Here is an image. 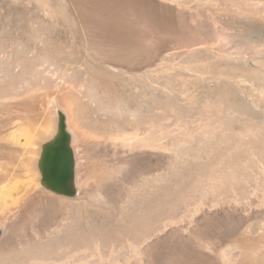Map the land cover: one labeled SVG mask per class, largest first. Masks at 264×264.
Segmentation results:
<instances>
[{
	"label": "rangeland",
	"instance_id": "obj_1",
	"mask_svg": "<svg viewBox=\"0 0 264 264\" xmlns=\"http://www.w3.org/2000/svg\"><path fill=\"white\" fill-rule=\"evenodd\" d=\"M184 1L185 5H178L171 0H0V43L5 45V49L0 51V94L6 93L5 88L14 94L17 91V94L30 92L32 89L41 92V95L36 92L40 96L29 104L32 114L26 111L20 117L15 116L12 123L3 128L1 136L29 119L33 125L38 124L42 118L43 105L57 92L58 86L63 91H67V87L71 88L72 92L83 96L87 105H102L103 111L98 114L102 121L108 116L118 122L130 118L129 122L134 123L150 118L155 124L167 129L184 126L185 123L191 129L196 128L191 125L198 124V128L202 119L197 114H194L196 117L185 114L179 117L173 112L184 101L178 96L184 92V85L175 75L176 71L168 72L167 75L161 71L167 61L164 58L166 52L178 51L183 46L195 45L214 36L213 14L210 11L200 12L193 4L195 0ZM220 1L223 0H216L218 4L225 0L222 3ZM20 37H23L22 40ZM101 41L102 47L92 45ZM116 41L126 46L138 44L140 48L133 53L120 51L117 55L110 46ZM31 45L33 47H28ZM117 57L120 63L115 62ZM171 57L176 62L184 60L175 55ZM6 61L9 64L6 65ZM157 73L161 74L160 77H157ZM78 74L81 75L77 77ZM144 76H147L146 80ZM79 77L83 79L79 81ZM72 82L78 86L73 87ZM195 86L199 89V86ZM168 105H171L172 110ZM147 106L149 112H146ZM1 115L5 116L3 113ZM103 135V140L87 138L89 140H80L85 143L78 144L77 153L83 159L78 160L80 164L85 163L82 171L86 172L85 175L83 171L85 178H89L86 180L87 194L81 200L35 197L14 217L12 213H1L0 223L6 219L12 220L0 239L4 246L0 264L24 261L31 256H37L41 260L40 264H79L83 254L89 259L83 264H264V226L259 229V225L264 223V201L262 203L257 198L264 195V188L257 190V197L246 196L256 186V168L242 170V175L248 177L244 186L234 184L233 189L243 196L239 197L237 203L228 202L231 188H226L221 195H225L224 200L221 199L214 206L211 204L214 193L208 188L206 191L199 180L211 172H207L210 167L205 164L217 159L218 155L214 152H190L183 146H177V151L170 152L156 148L129 151L118 141H111L107 133ZM4 141L1 139L2 143L12 147ZM133 154L138 155V158L130 161ZM123 157L129 161H124ZM22 172L23 167L17 157L0 156V185ZM199 200L204 203L198 212L192 214V208ZM235 242H240L241 246H235ZM137 245L140 257H134L133 251ZM225 251L226 254L231 253L229 259L223 258ZM68 254L73 256L65 262Z\"/></svg>",
	"mask_w": 264,
	"mask_h": 264
},
{
	"label": "bare ground",
	"instance_id": "obj_2",
	"mask_svg": "<svg viewBox=\"0 0 264 264\" xmlns=\"http://www.w3.org/2000/svg\"><path fill=\"white\" fill-rule=\"evenodd\" d=\"M171 1L175 2L178 5H185L184 0H171ZM223 1H220V2L222 3ZM225 1H227V3ZM225 1L222 4H218L219 2L217 3L216 0H195L193 4H194L195 8L200 10V12L210 11L213 14V17H214V23H213L214 24V32H213L214 36L213 37L209 36L210 38H208V39L206 38V40L202 39L203 41H201L198 44L195 43V45H193V43H192V45H188L186 43L188 46H185V47L181 46L182 49H180L178 51L173 50V52L172 51L166 52L165 53L166 56L165 57L163 56L167 60L166 63L164 64L163 69H161V71L164 72L163 74L167 75L166 73H168V72H172V71L175 72L176 71L175 75L178 76L181 83L184 85V88L182 89V90H184V92L182 91L183 93L180 92V94L178 95L179 98L183 99L184 101L181 103L178 102L179 105H178L176 111H173V112H175V115L179 116V117H181L184 114L185 115H194V114L196 115L197 114L199 116V119L200 118L202 119L201 124L198 128H197L198 124L197 125H191V126H196L195 129H191V128L187 127L186 123H185L184 126L179 125L178 127L175 126V128H173V129H167V128L160 126L159 124L158 125L155 124L154 121L152 122V120L150 118H149L150 120L147 118L146 119L145 118L140 119L139 121L134 123V122H129L130 118H128L129 119L128 121L125 119H124V121H123V119H120L122 121L118 122L113 117L108 116L106 118V120L102 121L100 119V116L98 117V114L103 111L102 105H99V104L95 105L93 103L91 104V106L87 105L84 103V101L82 99L83 96L81 97L80 94L72 92L71 88L66 86L68 88L67 91L66 90L63 91V89L61 90L58 86V89H60V91H58V89H57V92L55 93V90H56L55 89L54 90L55 94L52 95L53 97H51V98L49 97L50 99H48V102H46L43 105L44 109L42 112V118L38 122V124L33 125L29 119L26 122H22V124H19L15 129L10 130L8 132V134H6L5 136L2 137L1 133L3 131V128L4 127L6 128L7 125L12 123L13 118H15V116L20 117L21 113L26 112V111H30L31 108L29 107V104L34 99L38 98L41 95V92L37 91L36 89H32V90H30V92L27 91L28 93L26 92V93H21V94H17L18 91L16 92V94H14L15 92L14 93L12 92L14 94L13 95L10 90H7L8 88L7 89L5 88L4 90L6 93L0 94V104L2 105V106H0V156H2V157L8 156L10 158L11 157H17L19 160V163L23 167V172L19 176L13 177V179L9 180L5 184L0 185V215H1V213L8 212V213H12L13 217L16 216L18 213L23 211L22 208L26 205V203L31 198H35V197L40 198V199L42 197H47V198L52 197L51 199H53L55 197L56 199L60 198L59 200L64 199V200H68V201L69 200L72 201V200H76V199L81 200V198H83L87 194L86 180H88L89 178L86 179L84 176V173H83L84 170L82 171V166H84L85 163L83 162L84 165L80 164L79 160H78V159H80V157L78 156V153H77L78 144H79V142L80 143L82 142L80 140L84 139V141H85L87 138H89V139L91 138L94 140L102 139V135L104 133L108 134L107 136L110 139H112L111 141H113V140L115 142L118 141L119 143L122 144L123 147H125V149L127 148L129 151H134L136 149L138 150V149H142V148L143 149L144 148L145 149L146 148H150V149L156 148V149H160V150L162 149L164 151L170 152V151L176 150L177 146L178 147L183 146V147H185V149L187 151H190V152L196 151L197 153H201V154H206L207 152H214L215 154L218 155L217 159L210 160V162L205 164L206 167H210V169L206 168V169H208L207 172H209V170H211V172L204 174L202 179H199V180H201V186L203 188H205V190H206V188H208L210 192L214 193V195L212 196L213 202L211 203L214 206L221 199L224 198L225 195L224 196H221V195H223L224 190L226 188H228V190L231 188V191H230L231 194L229 195V197H227L228 202L233 201V202L237 203L239 201V199L242 198L243 196L241 197L240 196L241 194H239L240 192H236V190L233 189L234 184H236L238 186L240 184H243V183L246 184L248 177L246 178L245 176L242 175V170H244L248 167H250L252 169L256 168L257 176L254 179L256 186L249 193L247 192L249 195H246V196L249 197L250 195H254L257 197V195L259 194L257 190L260 188H264V110L261 111L262 108H264L263 107L264 106V104H263L264 103V0H231V1L225 0ZM189 2H187V3H189ZM190 4H188V5H190ZM25 11H27V10H25ZM19 15H20V13H19ZM8 18H10V17H8ZM21 18H22V16H21ZM37 19H39V18H37ZM229 20L232 22H229ZM30 22H31V20H30ZM15 24H16V22H15ZM26 24H28V23H26ZM26 24H22V26L26 25ZM33 24H34V22H33ZM10 26H11V24H10ZM29 32H30V30H29ZM100 32H101V30H100ZM5 33H6V31H5ZM14 33H16V32H14ZM19 33H21V32H19ZM32 34H33V32H32ZM11 35H14V34L11 33ZM24 35L26 37V34H24ZM21 36H23V34ZM29 36H32V35H29ZM15 38H16V36H15ZM20 38H21L20 40H22L23 37H20ZM92 39L94 40V38H92ZM1 41L2 40L0 39V42ZM8 41L5 43L7 44ZM23 41H20V42H23ZM30 41H32V40H30ZM30 41H29V43H30ZM3 43H4V41H3ZM118 43L119 42L116 41V43H113V44L111 43V45H110L112 48H114V51L116 54L119 53L120 51H129V52L133 53L139 47L138 44L126 46V45H119ZM144 43L146 44V42H144ZM57 44H56V49H57ZM61 44H60V46H61ZM92 45L97 46V47H102V41L101 42H94V43H92ZM4 46H5L4 44L0 45V51L2 49H5ZM60 46H58V47H60ZM146 46H147V44H146ZM28 47H33V46L31 45ZM51 47L52 46H50V49H52ZM105 47H106V44H105ZM6 50H9V49L6 48ZM71 50H73V47ZM12 51H14V50H12ZM107 51H108V49L106 50V52ZM114 51H112V53ZM34 52L35 51H33V53ZM51 52H52V54L54 53L53 51H51ZM68 53H70V52H68ZM37 54H39L38 51H37ZM48 54H50V53H48ZM125 54H126V52H125ZM26 55L27 54H25V56ZM172 55L177 56L176 58H178V56L183 57L184 60L181 62H176L175 59L174 60L172 59V57H171ZM68 56H69V54H68ZM124 58H126V57H124ZM70 59H71V57H70ZM118 59L119 58L117 57V59L115 60L116 63H120V60H118ZM162 60H163V58H162ZM74 61H76V60H74ZM142 61H144V59ZM21 63H23V62H21ZM39 63H41V62H39ZM135 63H137V62H135ZM145 63L147 64V66L149 65L148 62H145ZM7 64H9V63L6 61V65ZM140 64H142V63H140ZM146 64H144V65H146ZM63 65H64V62H63ZM17 66H20V65H17ZM157 66H158V64H157ZM15 68H19V67L15 66ZM58 68H60V67H58ZM1 69H2V67H1ZM148 69H151V68L148 67ZM121 70H123V69H121ZM128 70H129V68H128ZM155 70L156 69H154V71ZM48 71H49V69H48ZM124 72H126V71H124ZM131 72H132V70H131ZM46 73L47 72H45V74ZM63 74H64V72H63ZM70 74L68 73V75H70ZM157 74H159V73H157ZM79 75H81V74H78L77 77ZM160 75L161 74L157 75V77L158 76L160 77ZM51 76H54V75H51ZM141 76H143V75H141ZM75 77L76 76H74V78ZM77 77L75 78V80H77ZM126 77H127V75H126ZM150 77H151V74H150ZM41 78H42V76H41ZM56 78H58V77L56 76ZM68 78H67V80H69ZM144 78H145V76H144ZM51 79H52V77H51ZM70 79H71V77H70ZM78 79L80 81L83 78L81 77V79H80V77H79ZM146 79H147V76H146L145 80ZM179 79H177V80H179ZM154 80H156V79L154 78ZM154 80H152V81H154ZM43 82H45V81H43ZM198 82H199V84L197 86H199L198 87L199 89L194 88L195 84ZM81 83H83V82L81 81ZM64 84H66V83H64ZM16 85H15V87H16ZM74 85L75 84L73 83V87H74ZM83 85H84V83H83ZM83 85H81V86H83ZM71 86H72V84H71ZM75 86H78V85H75ZM84 86H86V85H84ZM197 86H195V87H197ZM63 87H65V86H63ZM73 87H72V89H73ZM80 87H79V89H80ZM41 88H44V87H41ZM4 90H3V92H4ZM73 90L75 91L76 89H73ZM80 90L83 91L84 89L81 88ZM145 90H147V89H145ZM9 91H10V93H7ZM179 91H181V90H179ZM36 92H39L40 95H38ZM76 92H79V91H76ZM49 93H50V91H49ZM256 93L258 94V97L256 96ZM85 95H87V94H85ZM12 100H16V102L11 103ZM39 100H41V98ZM40 102H42V101H40ZM170 102L174 103V102H177V100H175L174 102L173 101H170ZM89 103H91V102H89ZM261 104H263V105H262V108L260 110ZM33 105H35V104H33ZM173 105H175V104H173ZM165 106H167V104ZM169 107H170V110H172L171 105ZM165 108H167V107H165ZM167 109L169 110V108H167ZM31 111H30V114H32ZM133 111L134 110H132V112ZM164 111H165V109H164ZM146 112H149L148 106L146 108ZM171 112L172 111H170V113ZM2 113L5 114V116L1 115ZM162 113H163V111H162ZM28 114H29V112H28ZM109 115H110V113H109ZM122 115H120V116L123 118L124 115L123 116ZM130 115L133 116L132 114H130ZM127 116H128V114H127ZM138 116H139V114H138ZM138 116H137V118L139 119ZM260 116H263V117H260ZM16 118H18V117H16ZM181 119H183V118H181ZM193 119H195V118H193ZM31 120H32V118H31ZM61 122H63L64 129L69 135L68 146L72 152L73 161H74L73 162L74 178H73V181L71 184V186L75 192V194L73 196L65 195V194H59L57 192L50 190L46 186V184L44 183L43 177H42V172H41V156H42L43 148H44V146H46L48 143H50L55 138V136L57 135V133L60 129ZM175 122H177V121H175ZM177 123H179V122H177ZM188 125L190 126V124H188ZM167 126H169V125H167ZM1 139H4L9 144V146H12V147H8L7 144L2 143ZM89 139H87V140H89ZM104 140H106V139H104ZM82 143H85V142H82ZM88 143H90V142H88ZM90 145H92V144H90ZM102 145H104V144H102ZM92 146L94 147V145H92ZM105 148H106V146H105ZM96 149H98V148L96 147ZM93 151H95V150H93ZM82 152H83V150H82ZM106 152H108V151L106 150ZM171 154H173V153H171ZM133 155L130 158V161L133 158L134 159L138 158V155H134V156ZM101 158H102V156H101ZM118 158H119V155H118ZM123 159H124V161L126 160L124 157H123ZM11 161H9V163ZM126 161H129V159H127ZM132 161H135V160H132ZM207 161H209V160H207ZM129 163H131V162H129ZM203 169H205V168H203ZM132 171H133V169H132ZM202 172L205 173L204 171H202ZM85 175H86V172H85ZM113 175H116V174H113ZM130 181H132V179ZM133 181H135V180H133ZM245 184H243V186ZM90 186H91V184H90ZM94 187H93V190H94ZM96 189L97 188H95V190ZM93 190H92V192H93ZM205 190H203L204 194L206 193ZM209 191H208V193H210ZM221 191H223L222 194H221ZM88 192H90V191H88ZM241 192H242V194H244L243 191H241ZM228 193H227V195H228ZM247 193H245V194H247ZM257 198L261 199L260 200L261 202H262V200L264 201V195H262V197L258 196ZM225 200H226V197H225ZM65 203H67V202H65ZM203 203L204 202H202V200H199V202L197 204H195V206H193L194 208H192L193 209L192 214L198 212ZM240 203H242V201ZM243 205H244V203H243ZM245 205H247V204H245ZM10 221L6 219V220H2V222L0 223V239L3 235L4 230L10 226ZM263 226H264V223H261L259 225V229H262ZM2 242L3 241L0 240V254L4 250V246L2 245ZM238 243H240V242H235L234 245L235 246H241V243L240 244H238ZM65 249H66V247H65ZM83 249L84 248H81V251H84ZM133 252H134V257H140V251H139L138 245L135 247V250ZM82 253H84V252H82ZM2 254H4V253H2ZM229 254L231 255L230 252H229ZM229 254L228 253L226 254V251H225L224 256L222 254L221 255L223 256V258H228ZM72 256L73 255L68 254L65 257V262H67L70 258H72ZM2 257L3 256H1V258ZM79 257H80V255H79ZM79 257H77V258H79ZM86 260H87V257L85 254H83L78 262H79V264H81V263L83 264V262H86ZM222 260H224V259H222ZM40 262H41V260L37 256H31L24 261L20 260V261H16L13 263L12 262L11 263L4 262L2 264H40ZM63 262L64 261H62V263Z\"/></svg>",
	"mask_w": 264,
	"mask_h": 264
},
{
	"label": "water",
	"instance_id": "obj_3",
	"mask_svg": "<svg viewBox=\"0 0 264 264\" xmlns=\"http://www.w3.org/2000/svg\"><path fill=\"white\" fill-rule=\"evenodd\" d=\"M69 135L61 122L55 138L43 148L41 172L46 186L59 194L73 196V155L68 146Z\"/></svg>",
	"mask_w": 264,
	"mask_h": 264
}]
</instances>
